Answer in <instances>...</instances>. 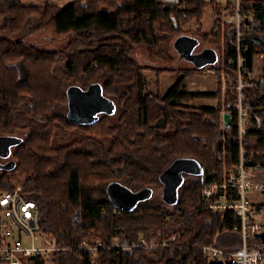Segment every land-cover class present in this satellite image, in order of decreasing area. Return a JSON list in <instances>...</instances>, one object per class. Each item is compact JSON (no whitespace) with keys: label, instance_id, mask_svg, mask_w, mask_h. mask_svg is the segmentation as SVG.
<instances>
[{"label":"trees","instance_id":"obj_1","mask_svg":"<svg viewBox=\"0 0 264 264\" xmlns=\"http://www.w3.org/2000/svg\"><path fill=\"white\" fill-rule=\"evenodd\" d=\"M36 1L0 0V135L25 134L12 148L9 159L15 167L0 168V191L21 185L22 194L38 203L40 229L58 247L49 258L30 257L31 264H214L201 245L239 247L233 213L219 218L203 194L204 184L222 181L226 169L239 161L236 27L217 18L213 30L201 35L217 43L222 59V64L208 65L220 72L213 91L187 89L191 73L201 70L195 66L166 90L145 91L143 70L148 67L135 57L140 46L151 54L164 48L169 56L172 38L183 34L184 19L195 17L201 34L203 8L213 5L218 15L221 5L203 0ZM241 4L251 15L242 53L253 71L255 55H264V0ZM50 30L74 37L60 50L29 42L32 33ZM170 32H175L171 38ZM221 73L227 77L225 88ZM94 82L114 100L116 112L91 124L69 120L68 87ZM253 82L243 88L252 108L245 158L263 170L264 62L261 79ZM194 99L217 102L190 106ZM226 111L233 118L229 128L222 121ZM178 157L198 160L203 174L180 187L176 204L149 199L125 211L110 201L109 182L133 190L159 186L160 174ZM156 237L171 245L145 246Z\"/></svg>","mask_w":264,"mask_h":264},{"label":"built area","instance_id":"obj_2","mask_svg":"<svg viewBox=\"0 0 264 264\" xmlns=\"http://www.w3.org/2000/svg\"><path fill=\"white\" fill-rule=\"evenodd\" d=\"M169 4H179L182 0H157ZM207 3L214 1L221 5V19L226 24L236 27L238 46L239 75L237 90V130L239 138V161L229 166L222 181H215L203 185V194L209 202L213 214L224 219L227 213H233L236 222L234 230L240 232L242 243L234 249H225L214 244H203L201 250L209 262L214 264H264V245L261 244L257 233L264 231V221L259 220L258 212L252 202L247 198L249 190H263L264 182L256 180L260 168L248 165L245 158L244 140L251 130V106L245 103L242 90L246 86V78L250 77L251 70L246 66L247 58L242 53V44L246 42L245 31L250 30V11L242 7V0H203ZM231 4V5H230ZM254 85V83H250ZM256 105V102L253 103ZM23 188L17 185L11 190L0 191V262L10 264H23V260L30 257L41 256L49 258L58 247L55 244L44 243L37 246L34 240L44 233L39 226L40 209L38 203L26 198L22 194ZM17 233L15 234V232ZM161 232H157V237ZM32 241L26 242L24 238ZM155 238L151 248H163L171 245L169 240L161 242ZM258 239L256 243L251 241ZM117 241L115 246H119ZM101 246V244H99ZM98 247V246H97ZM128 248V246H124Z\"/></svg>","mask_w":264,"mask_h":264},{"label":"rangeland","instance_id":"obj_3","mask_svg":"<svg viewBox=\"0 0 264 264\" xmlns=\"http://www.w3.org/2000/svg\"><path fill=\"white\" fill-rule=\"evenodd\" d=\"M46 1H50L52 3L63 5L70 0H46ZM222 1L225 2L226 0H222ZM217 12L218 11L214 8L213 5H207L205 6V8H203V16L201 20L202 22L201 34H198V31L196 30V26H195L196 18L193 16L187 17L186 19L182 21L181 32L183 34L197 37L200 40L199 45L194 50L195 52H200L206 47L215 48L219 54V61H218V65H219V64H222V59L220 58V52H219L217 43L214 42L212 38L206 39L205 37L203 38L201 36L202 34H209L213 30V27L216 23L217 18H221L222 16L221 10L218 15H216ZM160 33L163 34V32H160ZM172 33H175V32H170L168 34L170 38L173 37ZM73 37H74L73 33L57 34L50 30V31H43V32H38V33H32L29 36L28 40L29 42L35 44L36 46L40 48L60 50V49L66 48L68 44L70 43V41L73 39ZM176 38L177 36H174V38H172L173 41H172V46L170 49L171 53L169 54V56L164 51V48L158 49L156 54H151L149 49L146 46L137 47L135 51L136 59L144 67H148L147 69L143 70L145 91L155 92L159 89L164 91L167 88H169L175 82L177 78H179L180 73L184 72L186 74L187 73L190 74V72L194 70V65L192 64V62L181 58L179 54L177 53V51L174 49L173 42ZM161 51H163L162 54H161ZM159 55H162V56L160 57ZM254 62H255L254 69L251 72L250 77L248 79H245V82H247L246 86H254L256 84L253 81H258L259 79H261V71L263 68L264 55L262 53H258L257 55H255ZM210 67L211 66H206L204 68H201V70L194 71L191 73V77L189 78L188 83H187V89L189 91L216 90L217 80H218V76L220 72ZM161 69H166V70H161ZM221 75L223 79L222 85L225 88L227 85L225 82L227 77L224 73H221ZM238 78H239V75L237 73V79ZM252 82L254 83V85H250V83ZM242 93H243V90H242ZM216 102H217V99H194L193 101L190 102L191 104L189 105L193 107H197L201 105L214 106ZM20 136L24 137L25 134H20ZM7 160H8L7 158L4 159L0 157V161L2 162H6ZM21 178L23 179L24 176H21ZM199 178H200V175L197 176L195 174L185 173L184 181L181 186H187L191 182ZM256 180L259 182H264V169L263 170L260 169L257 172ZM152 188L154 189V194L151 197V199L155 201H160L162 199L163 185L160 184L159 186H153ZM246 196L252 202V204L256 208L259 209V212H258L259 220L264 221V191L263 190H260V191L249 190L246 193ZM16 233L17 231L15 232V234ZM43 233H44L43 235L37 236L36 239L34 240V243L37 246H41L44 243L55 244L54 242L55 239L51 234L45 233V232ZM24 240H25V243L26 242L29 243L30 241H32V239L26 238V237L24 238ZM257 240L258 239H255L253 241L256 242ZM24 262L25 263L23 264H31V259L26 258L24 259ZM1 264H10V263L4 262Z\"/></svg>","mask_w":264,"mask_h":264},{"label":"water","instance_id":"obj_4","mask_svg":"<svg viewBox=\"0 0 264 264\" xmlns=\"http://www.w3.org/2000/svg\"><path fill=\"white\" fill-rule=\"evenodd\" d=\"M259 39V38H258ZM197 37L181 34L173 42V47L181 58L192 62L196 68H204L208 65H215L218 62L219 54L215 48L206 47L200 52L194 50L199 45ZM68 118L80 124H91L97 121L104 113L114 114L117 106L113 99L104 94L100 83H91L87 88L79 85H70L67 89ZM224 127L229 128L233 123L230 112L222 113ZM18 135H0V157L7 158L6 162L0 161V168L13 169L15 161L8 157L12 154V148L22 142ZM186 174H203V167L198 160L192 157H178L168 165L160 174V181L163 185L162 198L164 202L174 205L178 202L179 189ZM107 195L114 206L132 211L137 208L140 202L151 199L154 189L144 186L133 190L119 181H111L106 188ZM261 244L264 245V231L257 233Z\"/></svg>","mask_w":264,"mask_h":264},{"label":"crops","instance_id":"obj_5","mask_svg":"<svg viewBox=\"0 0 264 264\" xmlns=\"http://www.w3.org/2000/svg\"><path fill=\"white\" fill-rule=\"evenodd\" d=\"M25 262H26V261H25ZM25 262H24V263H25ZM0 264H1V263H0Z\"/></svg>","mask_w":264,"mask_h":264}]
</instances>
